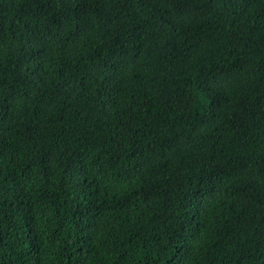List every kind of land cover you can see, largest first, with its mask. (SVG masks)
I'll return each mask as SVG.
<instances>
[{
  "label": "trees",
  "instance_id": "trees-1",
  "mask_svg": "<svg viewBox=\"0 0 264 264\" xmlns=\"http://www.w3.org/2000/svg\"><path fill=\"white\" fill-rule=\"evenodd\" d=\"M0 264H264V0H0Z\"/></svg>",
  "mask_w": 264,
  "mask_h": 264
}]
</instances>
